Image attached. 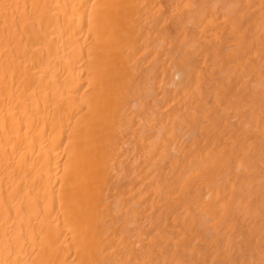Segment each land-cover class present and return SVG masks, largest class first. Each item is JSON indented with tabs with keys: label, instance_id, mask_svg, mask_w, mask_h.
<instances>
[{
	"label": "bare ground",
	"instance_id": "1",
	"mask_svg": "<svg viewBox=\"0 0 264 264\" xmlns=\"http://www.w3.org/2000/svg\"><path fill=\"white\" fill-rule=\"evenodd\" d=\"M0 264H264V0H0Z\"/></svg>",
	"mask_w": 264,
	"mask_h": 264
}]
</instances>
